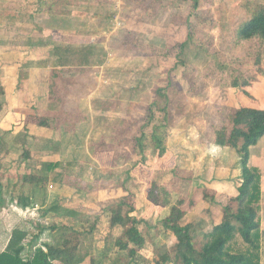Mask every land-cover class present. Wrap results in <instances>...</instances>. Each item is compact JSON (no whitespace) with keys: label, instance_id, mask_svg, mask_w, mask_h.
<instances>
[{"label":"rangeland","instance_id":"374dc122","mask_svg":"<svg viewBox=\"0 0 264 264\" xmlns=\"http://www.w3.org/2000/svg\"><path fill=\"white\" fill-rule=\"evenodd\" d=\"M246 1L200 0L195 9L193 0H0V34L10 42V58L25 60L28 74L30 68L34 72L29 79L35 82L39 80L36 62L57 60L56 46L85 48L91 66L62 71L64 83L66 77L86 78L84 82L76 78L71 95L62 87L61 96L65 97L62 104L55 103L56 108L61 112L63 104L71 111L82 106L90 113L107 109L108 115L117 116V122L100 126L112 132L118 129L116 134L123 136L116 139L110 132L107 139L102 138L114 143L116 150L98 161L92 154L96 142H104L96 138L101 133H93L88 152L86 148L83 152L86 139L78 136L65 141L58 155H53L52 150V154L41 153L54 144L31 134L29 125L18 139H0V179L8 187L0 212L19 215L18 220L13 216L12 222L9 220L11 228L27 227L25 256L61 235L59 229L53 231L51 227L65 225L74 229L68 235L79 244L83 261L78 264H157L166 251L172 253L175 247L176 237L163 223L175 205L180 204L185 213L180 224L197 223V248L203 245V233L211 229L214 219L209 217L219 218L223 205L236 208L230 195L217 196L216 192L214 200L208 201L204 190L205 183L219 181V177L232 180L235 186L241 182L236 151L230 149L226 154L217 153V148L209 152L207 149L214 147V126L232 128L229 116L242 104H234L239 91L247 105L264 106V96L255 97L246 90L260 79L263 82L256 87H264V42H234L232 28L250 11H264V0H249L250 8ZM182 43L187 46L180 54ZM65 53L77 63L83 56ZM179 58L190 66L183 65ZM237 67L248 70L249 77H257L246 88L231 86L229 69ZM162 89L169 100L165 102L168 119L153 107V124L166 120L169 137L167 153L159 156L151 139V127L144 125L153 101L161 100L158 96ZM27 113L28 120L39 125L37 108ZM120 115L125 117L124 122ZM142 133L147 135L142 142L144 151L136 144ZM62 149H66L64 154ZM254 149L256 159L253 157L252 164H257L264 157V136ZM59 159L70 165L66 163L51 173L48 199H39L29 208L18 206V195L28 190V185L23 186V176L38 171L44 162ZM57 173L62 176L57 178ZM156 184L158 188L164 186L166 194L160 191L158 201H153L148 192ZM12 192L16 197L11 198ZM126 196L132 198L136 209L133 215L141 221L139 227L146 238L145 247L134 257L115 243L124 229L109 226L110 208ZM55 205L59 206L58 214H45ZM68 210L77 213L70 216Z\"/></svg>","mask_w":264,"mask_h":264},{"label":"trees","instance_id":"16d2710c","mask_svg":"<svg viewBox=\"0 0 264 264\" xmlns=\"http://www.w3.org/2000/svg\"><path fill=\"white\" fill-rule=\"evenodd\" d=\"M193 1L194 8L198 9L200 0ZM249 2L251 3L248 0L245 4H249L250 8L251 4ZM247 13L246 11L245 14ZM232 29L236 44L240 45L252 40L264 42V11L258 13L253 12V10L250 11ZM186 46L187 43L179 45L180 54L185 51ZM85 51V48L73 49L72 47L56 46L55 54L58 59L54 63L56 66L61 67L74 66L75 64V66H91L92 62L86 56L89 52L86 53ZM65 52H73L75 55L82 54L83 56L78 59L77 63V61L67 58ZM216 53L214 52L213 56ZM179 60L183 65L190 66L184 59L179 58ZM234 60L241 62L242 58L235 57ZM231 63H234V61L232 60ZM217 66L219 67V65ZM220 67H222L221 64ZM248 73L249 71L243 67L229 69V74L232 78L231 86L233 88L248 87L257 78L256 75L249 77L246 75ZM158 97L161 100L155 99L149 107L144 126L151 127V139L154 148L159 151V156H163L168 150L166 141L169 137V129L166 120L161 124H153L155 118L153 107H157V111L164 113V119H168V104L165 102L169 100L164 89L159 92ZM60 113V115H63L61 119L65 120L64 126H67V128L71 126L69 120L78 122L85 119V115H83L81 110L71 111L64 104ZM229 117L232 128L229 130L226 125L222 127L214 126L212 140L213 143L219 146L231 148L240 156L241 184L238 187V195L232 198V201L236 203V208L231 204L223 205L222 222L215 225L212 230L203 233V245L201 248H197L195 243V238L198 234L197 226L193 223L180 224L179 221L185 213L180 208V204L175 205L169 217L163 221L165 227L176 237L175 247L172 253L166 251L161 256V261H158L157 264H261L262 255L264 254L260 219L262 175L259 168L250 165V149L257 145L264 136V109L242 105L236 108ZM127 122L129 121L125 120V123ZM106 130L107 134L101 135V138L107 139L108 134L112 132L108 129ZM116 131L110 134L114 135L116 139H120L122 135L118 134V132L117 135ZM114 137L112 136L111 139ZM146 138L147 135L144 133L138 139L136 138V144L140 146L141 151L145 149L142 142ZM2 140L0 141L2 142ZM115 150L116 145L114 143H106V141L96 142L93 155L98 159L105 154L111 155ZM58 168H62V163L44 162L38 171L25 174L22 179L23 186L28 185L25 187L28 190L18 195L17 205L21 208H29L35 206L36 201L39 199L42 202L47 200V184L51 180V173L57 172ZM56 176L59 178L62 175L57 173ZM157 186L158 184L155 187H151L148 192L153 201H158L157 198H160V191H165L166 194L164 186L159 185V188ZM6 190L8 191V187H5L0 179V208L5 201L4 194L7 192ZM15 194L16 192H12L11 198L16 197ZM214 195V191L204 190L206 200L213 201ZM127 196L122 198L117 205L110 208L109 226L111 229L115 227L124 229L122 236L115 243L120 250L128 251L129 255L134 257L138 250L145 247L146 238L139 227L141 221L136 215H133L136 209L131 200L132 198ZM180 202L182 204V201ZM59 212V206L55 205L47 209L45 214H58ZM67 213L70 216H75L77 212L68 210ZM26 228L18 227L13 230L6 249L0 252V264H78L83 261V257L79 256V244L75 243L68 235L74 229L65 225H62L61 228H56L55 225L51 227L53 231L59 229L61 235L56 237L55 241L40 244L32 255L25 256L27 248L25 241L29 236V231ZM44 229L42 228L41 231H44Z\"/></svg>","mask_w":264,"mask_h":264},{"label":"crops","instance_id":"0c3cea01","mask_svg":"<svg viewBox=\"0 0 264 264\" xmlns=\"http://www.w3.org/2000/svg\"><path fill=\"white\" fill-rule=\"evenodd\" d=\"M10 42L6 37L0 34V138L2 139H11L15 140L18 139V136L24 133V128L31 129V134H35L36 136L39 135V138H47L48 141H52L50 149H42V154H52L51 150L58 155L60 153L61 148H64L66 145L67 140L71 138H78L80 136L81 139H86L85 144L83 145V152L85 148L88 152L89 150V140L94 132L96 134L101 133L103 136L107 134V130L104 127H101V124L108 123V122H117L115 115L106 113V110L101 113H90L83 110L82 106H79V110L82 111L83 115H85V119L75 122V120H69L71 126L67 128L64 126L65 120L61 119L60 109L56 108V104H62L65 95L61 96V88H65L64 92H67L68 95H71L75 92L74 87H76L75 80L76 78H80L82 82H84L86 77H79L76 76L74 79H70L71 77H66V84L63 82V68L66 69H81L86 68V66H68V67H61L56 66L54 61L56 59H45L44 61L36 62V70L35 74H39L38 78L35 79V82L32 78L29 77L34 75L33 69L30 68V75L28 74V65L26 61H21L20 58H16L13 61L10 58L9 53L11 52ZM38 60V59H37ZM73 67V68H72ZM261 77V76H260ZM260 79V78H259ZM262 79L260 82L255 83L254 87H250L246 89L251 93L252 96L261 97L264 96V87H256L261 84ZM67 85V86H66ZM89 86V85H88ZM83 91L86 93L87 89L83 86ZM92 92V89L89 87V91ZM239 98L234 100V104L242 103L240 106H249L247 105V101L238 93ZM86 95V94H85ZM83 96L86 98L87 96ZM91 95V94H89ZM71 98V96H70ZM56 103V104H55ZM245 103V104H244ZM52 104V105H51ZM80 104V103H79ZM37 108L39 111V120L37 125L35 122H31L28 120V111L32 108ZM55 108V109H51ZM238 108V107H237ZM255 108H262L263 107H255ZM37 118V117H36ZM121 121L124 122L125 117L120 115ZM67 120V119H66ZM112 120V121H111ZM120 121V122H121ZM33 125V126H32ZM35 126V128H34ZM35 132V133H34ZM100 136L96 138L102 139ZM27 138V135H25ZM89 142V143H88ZM214 147H208V152L212 151L213 149H218L217 153H225L228 154V151L231 149L229 147H222L215 143H213ZM256 146V145H255ZM255 146L251 147L250 149V165L259 168L261 172V188H262V198L260 202L261 211H260V219H261V230L263 233V244H264V157L262 159L259 158L257 164H252L253 157L255 158L256 155L254 148ZM46 148V147H44ZM232 150V149H231ZM66 149H62V154H64ZM91 153V150L89 151ZM92 154V153H91ZM93 155V154H92ZM108 155V154H105ZM94 157V155H93ZM63 158V157H62ZM96 159V157H94ZM256 159V158H255ZM60 160V159H59ZM98 161V159H96ZM239 160V159H238ZM51 162H63V161H51ZM68 163L67 161L64 164ZM62 163V166L64 165ZM70 165V163H68ZM240 166V164L238 165ZM239 176H241V168L238 171ZM223 177H219V181H213L207 184V189L213 190L217 196L221 195V193L230 195L231 198L236 197L238 195V186L233 184L234 182L224 180ZM241 180V179H240ZM219 202L217 201V204ZM220 204V203H219ZM15 218L18 220L19 215L17 216L16 213L9 214V213H2L0 212V221L5 220L4 222L0 223V252L4 251L9 243V240L12 236V232L14 229L18 228L19 226L15 225L13 228L10 227V223L12 222L11 218ZM220 216V215H219ZM211 222V229L222 222L223 214L218 217H209ZM11 220V222H9ZM193 223V222H186ZM9 224V225H8ZM14 224V223H12ZM197 226V223H193ZM11 228V230L9 229ZM13 229V230H12ZM261 264H264V254L262 255Z\"/></svg>","mask_w":264,"mask_h":264}]
</instances>
